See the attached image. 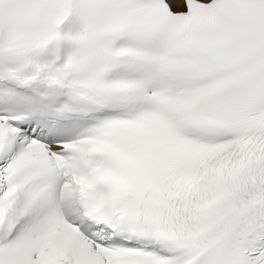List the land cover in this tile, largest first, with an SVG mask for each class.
<instances>
[{"label": "snow or ice", "instance_id": "1", "mask_svg": "<svg viewBox=\"0 0 264 264\" xmlns=\"http://www.w3.org/2000/svg\"><path fill=\"white\" fill-rule=\"evenodd\" d=\"M0 264H264V0H0Z\"/></svg>", "mask_w": 264, "mask_h": 264}]
</instances>
